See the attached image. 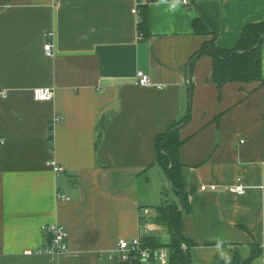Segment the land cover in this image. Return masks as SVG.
Masks as SVG:
<instances>
[{"label": "crops", "instance_id": "obj_1", "mask_svg": "<svg viewBox=\"0 0 264 264\" xmlns=\"http://www.w3.org/2000/svg\"><path fill=\"white\" fill-rule=\"evenodd\" d=\"M144 4L149 30L139 38ZM256 21L264 0H181L175 12L161 0H0V264H119L110 254L142 233L146 206L156 225L147 237L160 242L159 207L183 203L168 191L156 137L186 114L188 264H225L216 236L231 264H264V81L220 88L212 57L192 59L212 39L236 46ZM262 67L264 78V41ZM139 69L156 84H138ZM38 86L54 97L36 99ZM238 182L244 193L228 189ZM54 222L67 226L69 249L37 251L47 243L42 225Z\"/></svg>", "mask_w": 264, "mask_h": 264}, {"label": "trees", "instance_id": "obj_2", "mask_svg": "<svg viewBox=\"0 0 264 264\" xmlns=\"http://www.w3.org/2000/svg\"><path fill=\"white\" fill-rule=\"evenodd\" d=\"M194 26L196 30L205 29L200 18L194 20ZM138 29L142 30L146 35L148 34V4L141 5ZM263 41L264 21L252 22L245 26L242 36L236 46L232 48H221L217 46L214 39H212L208 44L205 43L200 50L192 56V59L202 53H207L212 57V78L220 88L228 81H264L262 67ZM189 117L190 115L186 114L183 118L171 124L165 132L158 134L156 137L157 162L166 171L170 187L181 197L184 209H188L190 205L182 176L180 147L183 140L180 137L179 130ZM173 127H176V129L170 131ZM49 139L50 142L53 143V126L49 127ZM179 208L180 205L176 201L159 207L160 218H158V221L161 220L165 222L170 228L172 232L171 242L157 243L150 236L145 238V242L152 246H168L170 248V256L167 264H188L190 261L189 248L193 242L183 234V211L179 210ZM183 244L186 245V247H184ZM186 251L189 253V261L185 254ZM119 264H142V262H121Z\"/></svg>", "mask_w": 264, "mask_h": 264}, {"label": "built area", "instance_id": "obj_3", "mask_svg": "<svg viewBox=\"0 0 264 264\" xmlns=\"http://www.w3.org/2000/svg\"><path fill=\"white\" fill-rule=\"evenodd\" d=\"M188 0H184L187 2ZM138 13L140 14V9L138 6ZM146 34L139 30V38H144ZM53 48V42L48 41L45 43V50L51 53ZM137 83L140 85H154L156 84L151 76L144 70L139 69L137 71ZM34 97L38 100H49L55 95V88L50 86H38L34 88ZM0 93L6 94L5 90H0ZM60 119V116L56 117L55 120ZM54 168L59 170L61 166L53 161ZM219 185L217 183H202V190H217ZM247 185L244 182L234 183L228 186V189L237 192L244 193ZM61 198H69L68 195L58 193ZM0 207V216H1ZM150 208L142 207V220L141 228L142 233L132 238H121L117 247L111 252L110 257L116 259L118 262H137L144 260H157L163 264H167L170 256V248L168 246H152L145 242V238L149 235L151 231L156 228L154 221L150 216ZM42 229L46 234L47 243L46 245L40 247L37 251L47 252V253H61L69 249L68 245V235L69 231L67 226L54 222L45 223L42 225ZM26 253H32L34 250L27 249ZM262 258L264 259V249L262 251Z\"/></svg>", "mask_w": 264, "mask_h": 264}, {"label": "clouds", "instance_id": "obj_4", "mask_svg": "<svg viewBox=\"0 0 264 264\" xmlns=\"http://www.w3.org/2000/svg\"><path fill=\"white\" fill-rule=\"evenodd\" d=\"M161 2L167 3L169 11L175 12L181 3V0H161ZM0 143H2V141H0ZM212 239L215 241V249L220 258L225 261V264H231V257L228 255L225 249V239L219 236L213 237Z\"/></svg>", "mask_w": 264, "mask_h": 264}, {"label": "rangeland", "instance_id": "obj_5", "mask_svg": "<svg viewBox=\"0 0 264 264\" xmlns=\"http://www.w3.org/2000/svg\"><path fill=\"white\" fill-rule=\"evenodd\" d=\"M168 191L170 194H172L173 192V189L171 187H168ZM159 222V229L161 231V235H159L157 238L158 240H160L161 243H169L170 240H169V236H170V232L169 230H167L166 226H162L163 224H165L164 222L162 221H158Z\"/></svg>", "mask_w": 264, "mask_h": 264}, {"label": "water", "instance_id": "obj_6", "mask_svg": "<svg viewBox=\"0 0 264 264\" xmlns=\"http://www.w3.org/2000/svg\"><path fill=\"white\" fill-rule=\"evenodd\" d=\"M175 129H176V127H173L170 131H173V130H175ZM183 209H184V205H182V206L180 207V210H181V211H182ZM183 246L186 247V245H184V244H183ZM185 254H186V257H187V259H188V261H189V253H188V251H186Z\"/></svg>", "mask_w": 264, "mask_h": 264}]
</instances>
